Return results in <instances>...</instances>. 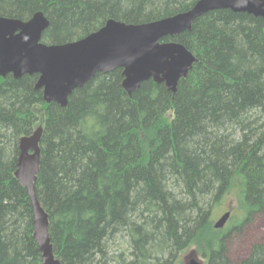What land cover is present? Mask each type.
Instances as JSON below:
<instances>
[{"label": "trees", "instance_id": "16d2710c", "mask_svg": "<svg viewBox=\"0 0 264 264\" xmlns=\"http://www.w3.org/2000/svg\"><path fill=\"white\" fill-rule=\"evenodd\" d=\"M197 1L0 0V17L42 12L41 42L63 45L108 20L151 23ZM163 42L196 58L175 93L149 80L128 96L115 69L61 108L43 101L37 75L0 77V264H41L31 202L14 177L18 141L39 126L34 189L60 264H178L192 246L205 264H264V243L232 262L228 239L238 228L211 224L234 184L242 225L264 210V21L212 11Z\"/></svg>", "mask_w": 264, "mask_h": 264}, {"label": "water", "instance_id": "95a60500", "mask_svg": "<svg viewBox=\"0 0 264 264\" xmlns=\"http://www.w3.org/2000/svg\"><path fill=\"white\" fill-rule=\"evenodd\" d=\"M217 10L245 13L264 21V0H199L190 10L159 21L126 25L108 20L98 31L82 40L63 45H44L41 37L49 23L42 12L30 20L0 17V77L38 75L36 90L46 103L65 108L70 95L98 73L121 68L122 88L131 96L140 85L152 80L176 92L178 81L185 78L196 59L178 43H160L166 37L189 32L203 15ZM42 128L21 137L15 179L25 188L33 212V239L41 264H60L54 258L48 237V216L40 207L34 190L39 171V142ZM226 213L214 224L223 227ZM188 264H200L191 258Z\"/></svg>", "mask_w": 264, "mask_h": 264}, {"label": "rangeland", "instance_id": "374dc122", "mask_svg": "<svg viewBox=\"0 0 264 264\" xmlns=\"http://www.w3.org/2000/svg\"><path fill=\"white\" fill-rule=\"evenodd\" d=\"M226 212L229 213L230 218L221 231L224 232L225 229L232 227L238 228L228 239L229 247L227 254L232 262L239 263L248 256L252 246L264 243V210L252 214L242 225L245 215L242 191L237 184H234L224 195L218 206L213 208L211 212L212 227ZM218 234L216 233V235ZM190 258H195L201 264H205V260L202 259L194 246L187 248L181 253L178 264H188Z\"/></svg>", "mask_w": 264, "mask_h": 264}, {"label": "bare ground", "instance_id": "6f19581e", "mask_svg": "<svg viewBox=\"0 0 264 264\" xmlns=\"http://www.w3.org/2000/svg\"><path fill=\"white\" fill-rule=\"evenodd\" d=\"M198 1H199V0H198ZM198 1H197V2H198ZM197 2H196V3H197ZM196 3H195V4H196ZM195 4H194V5H195ZM194 5H193V6H194ZM19 140H20V139H19ZM18 150H19V149H18ZM18 155H19V153H18Z\"/></svg>", "mask_w": 264, "mask_h": 264}]
</instances>
